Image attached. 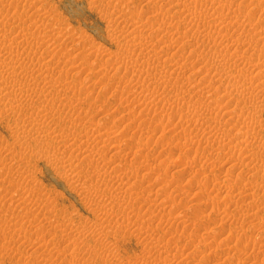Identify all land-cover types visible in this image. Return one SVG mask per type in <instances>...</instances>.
Here are the masks:
<instances>
[{"label":"rangeland","instance_id":"rangeland-1","mask_svg":"<svg viewBox=\"0 0 264 264\" xmlns=\"http://www.w3.org/2000/svg\"><path fill=\"white\" fill-rule=\"evenodd\" d=\"M104 1L106 2V0H0V26H4H2L4 33H0V38L4 35L2 38L3 42L0 39V42H2L0 47L3 45V48H0V51L3 52V54L0 52V71L4 70V73L0 72V74L3 73V78L2 75L0 78L4 79V82L0 79L3 82L0 85H4L0 86L1 89L3 87V92L0 89V264H215L216 262V264H264V219L262 218V216L264 217V127H262L264 126V104L261 103L264 102V95L263 93L261 94L264 91V82H262L263 85L260 82V80L264 81V77L255 76V71L264 69V0H221V2L205 0L207 1L206 6L204 5V0H201L202 2L200 0H192L194 4L192 1V4H190L189 0H178V2L177 0H149L151 3L148 0H126L128 3L126 1L125 3L124 0L122 2L107 0L109 6L105 5L106 7H103ZM259 1L261 2L259 3ZM184 2L185 5L183 4ZM200 3L201 5L199 6ZM114 4L119 7H114ZM110 5L112 6L110 7ZM190 5H194L200 15L201 13L204 14L201 16L199 13L194 15L193 11L194 13L197 11L191 8ZM168 6L171 7V10L169 9L168 13H166ZM120 7L124 8V10L121 8L120 12H118V16L120 14L121 18L115 16ZM197 7H201L200 11ZM159 8L162 11L158 12ZM113 10L114 12L117 11L114 13ZM122 10L124 13H122ZM191 10V15L188 14V17L187 13ZM207 10H209L208 14L206 13ZM211 11H214L215 14H209V12L212 13ZM177 13H180V16H177ZM198 15L199 18H204L203 20L200 19L201 23H199V19H196ZM204 15L207 20L209 19L208 21ZM207 15L210 16L208 17ZM122 17L125 18L124 21H127V19L129 21L120 22L123 20ZM229 17L232 18L230 19ZM130 18H136L139 21L135 23V19L131 20ZM233 19H236V22ZM218 20L225 22L222 21L223 24H221ZM168 21L169 23L172 21L173 24H169ZM202 21L206 24H203ZM211 21L214 24L216 21V28ZM226 21L230 22L227 23ZM230 23H234L233 25L235 26L232 27L230 25L231 27L228 26L226 28V25ZM237 23L240 24L238 25ZM138 24L141 25L138 27L139 29L137 28ZM209 24L214 26L213 29ZM218 24L225 27V30ZM176 25H182L183 29H180V26L175 28ZM114 26L123 31L120 29L119 31L117 29L114 30L117 28H114ZM149 26L153 31L156 30L153 33L158 32L157 26L163 28L160 27L161 30L159 29L158 33L151 34L152 31ZM131 27L132 29L135 27L134 33L129 31ZM188 27L190 29H187ZM125 28L129 33L124 30ZM214 28L220 31L218 32ZM209 29L214 31L210 30V32ZM178 30L181 33L184 30L185 34L189 30L187 31L189 32L188 36L183 34L184 32L181 35L186 36H183V41L189 38L186 41L189 40L190 42H183ZM196 30L202 35H198ZM142 31L143 34L141 33ZM192 31L194 35H190ZM18 32L20 35H18ZM22 32L25 35V43H23L24 41H19L22 39ZM149 32L151 33L148 34ZM5 33L11 34L6 36ZM110 33H113L114 36H110ZM128 34L130 35L128 36ZM195 34L202 36L203 40L201 37L198 39ZM207 34L213 35L214 38H211L214 41ZM218 34L219 37H216ZM137 35H144L142 41L144 43L147 42V44L142 45V41L139 43L138 39L133 38V36ZM11 37L13 38L10 39ZM18 37L19 40L17 39ZM124 37H127V40L132 38L128 43L133 41L135 44H128ZM6 39L8 42L14 39V43H21L15 45L11 41L8 43ZM215 41L218 45L220 44V47L217 46ZM177 43L180 47L184 43L186 47L180 48ZM189 45L192 49L189 48ZM194 46H199V49L204 51L201 52ZM213 46L218 49L215 50ZM6 47H8V50L10 47L11 50L8 52ZM229 47L230 50H228ZM158 48H161V50L157 51ZM183 48L185 49L184 52ZM206 48H209V52L211 54L214 53V55H209ZM153 49H157L156 51L159 55L156 51H152ZM212 49H214V52H211L213 51ZM226 49L229 53H227ZM162 50L165 53H169L165 54ZM175 50H177V53ZM195 51H198V53L196 54ZM218 51L220 60L215 55L218 54ZM193 52H195V56L198 55L197 59ZM235 52L236 56L234 55ZM203 53L204 57L201 56ZM221 53L223 56H221ZM230 53H233L234 57ZM156 54L157 57H155ZM199 54L201 58L203 57V60L200 59ZM25 55L26 57L24 58ZM240 56L243 58H240ZM185 58L188 59L186 60ZM235 58L236 60L240 58L241 63L238 62L239 60L236 61ZM1 59L5 60L6 64ZM22 59L23 62H21ZM32 60L35 61L33 62L34 64L32 63L33 65L29 64ZM195 60L196 62L200 60L198 61L199 64L194 63ZM225 60V65L228 64L229 68L224 67L223 62ZM7 61H11L10 63L14 64V66L12 64L9 65L10 63ZM37 61L39 64L42 62V64L40 66L37 65ZM249 61L252 64L256 63L257 69H253ZM170 62L174 65L170 64V66ZM185 62L187 63L186 65L184 64ZM202 62L207 65L210 62L212 63L208 65L209 67L207 65L201 67L203 66L200 65ZM233 62H235L234 65L232 64ZM43 63L46 64V67ZM193 63L196 65L192 67ZM243 63L245 64L243 65ZM35 64L42 70L39 67L37 68ZM235 64L237 65L235 66ZM26 65L28 67L32 66L27 68ZM7 66L9 67L8 69H6ZM12 66L16 68V71L15 68L12 69L13 73L10 70ZM169 66L170 69L168 68ZM233 66L239 69H235ZM240 66L242 71H246V74L242 75ZM3 67L4 69H2ZM33 67L34 69H32ZM175 67H177V70ZM180 67H182V70L179 69ZM199 67L203 73L198 70ZM45 68H50V72L48 71L49 69L45 70ZM207 68L210 70L208 71ZM165 69L168 73L164 71ZM203 69L205 70L203 71ZM212 69H216V71L220 69V74L224 72L221 79H219L220 74L217 73L218 71L216 72ZM34 70L36 71L34 72ZM170 70L173 75L170 74ZM175 70L177 72L180 70V72L177 73ZM247 72L248 74L251 73L250 76ZM44 73H49L45 74V76L52 74L50 75V77L52 76V83L49 76L47 77L49 81L45 76H41ZM214 74L216 75L214 76ZM240 74L242 77L239 76ZM252 74H254L252 76L254 78H250ZM164 75L169 77H167L168 80ZM187 75L192 77H190L191 80H188ZM207 75H210V77ZM9 76L10 78H8ZM233 76L236 79L234 81ZM40 77H44L46 80L43 78L42 83ZM184 77L188 78L187 81ZM206 77L214 81L210 83ZM5 78H8V81ZM36 79L37 82H35ZM55 80H57L58 84H61L62 88L60 85L53 84ZM192 80L196 82L197 87L194 81L193 83H187L188 81L192 82ZM201 80H204L203 84ZM227 80L230 82V86L227 84ZM238 80L242 81V84ZM38 81L39 85H37ZM60 81H63L64 84ZM258 81L260 85L257 84L259 83ZM49 82L51 88L54 85L57 88L54 86L50 89ZM245 82L247 83L245 84ZM249 82H253L252 86L249 85ZM22 83L25 88H20L23 87ZM209 83L214 84L210 86L208 85ZM217 83L218 86L221 84L219 87V93H221H217L216 89V95H214L212 93L215 92V87H218L215 86ZM233 83L234 85H231ZM6 85L8 88H4ZM45 85L46 88H44ZM204 85L207 86L206 89L210 88L206 90ZM247 85H249V88ZM238 86L240 87L234 89ZM202 88L203 90H201ZM225 88L232 91L229 90V93ZM241 88L243 90L245 88V90L240 93ZM246 88L248 89L246 90ZM41 89L46 90L43 92ZM184 89L186 90L185 92ZM195 89L200 91L196 90L194 92ZM210 89H213V92ZM26 90L29 91L27 92ZM248 90L253 92V94L248 93ZM7 91L11 92V94L9 95ZM180 91L184 92V94ZM206 91L210 92L207 93ZM26 92L28 93L27 95H25ZM178 93L182 94H180L181 98L180 95H177ZM209 94L212 96H209ZM223 96L225 98L220 101L223 103H220L218 99L222 100ZM250 96L253 97L254 103L260 98V101H258L261 104L258 101L255 104L252 103V97L250 99ZM238 97L239 100L235 101ZM213 98H215L216 102L213 101ZM229 98L235 103L228 102ZM14 99L17 102H14ZM243 100H246V103ZM11 101L14 103H10ZM58 102L60 103L59 105ZM239 102L240 104H238ZM16 103H18L17 107L15 106ZM45 103H48L49 107ZM235 104L238 106H246L248 104L251 109L248 106H246V110L245 106H243L244 108L237 106L242 111L245 110L243 113L241 110L234 109L236 108ZM213 105H218L217 107L219 108L215 106V109H213ZM224 106L231 109L228 112H224L228 109L221 111L220 109ZM50 107L52 110H50ZM255 107L256 109H254ZM9 108H14V110ZM41 109L42 111L38 112ZM208 110L209 112H207ZM235 110L239 112H235ZM200 111L202 113H200L201 116L205 115L201 117L202 119H199ZM211 111L214 114H211ZM215 111L220 114V118L217 117L219 119H214L219 115ZM240 112L242 118L239 116ZM254 112L256 113L255 115ZM193 113H197L199 116ZM205 113L207 115L211 114L209 116L213 118L211 119L214 124L213 121L210 122L211 119ZM229 113H233V115ZM244 114L245 116H243ZM214 115L216 116L213 117ZM224 115L227 118L222 117ZM234 115H236V118L240 117L243 120L239 121L240 118L236 119L233 117L234 123L237 120L238 122L235 125L231 123L232 121L229 123L228 119ZM251 117L255 119L252 120ZM203 118H205L204 121ZM251 121H254V124ZM258 121H260V124H258ZM211 123L219 128L214 127ZM246 124H251V128H247ZM261 124L262 126L259 127ZM37 125L42 130L39 128L35 129ZM232 126H235V129ZM261 127L262 130L260 129ZM87 128H90V131L93 128L95 131L92 130L90 133ZM237 128H242V133L244 132L245 135H241V130ZM19 129L21 137L17 135ZM211 129L213 130L210 132ZM217 129L221 130L218 131ZM108 130L110 131L108 132ZM31 131L37 134L34 135ZM213 131H216L215 136H213ZM28 132L30 135L27 134ZM93 133H98V135L100 133L104 138L101 135H96L97 137H95ZM205 133H209V135L206 136ZM53 134L55 135L53 136ZM76 134L77 138H80L79 140L76 139ZM202 135L203 140L201 139ZM84 136L89 139L88 142V139L86 140ZM37 137L40 138V141ZM90 137L93 138L91 139ZM95 138L99 139L96 140ZM76 140L80 142L82 148L77 145ZM92 140H96V143ZM236 142L238 145L235 144ZM115 144L117 146L119 144V147H114ZM234 145L237 148L236 146L234 148ZM231 147L235 150L230 149ZM238 147L241 149L239 150ZM118 148L122 152H119ZM232 150L237 155H231ZM137 151L139 152L137 153ZM116 152L119 154V156L116 154L117 157L115 156ZM74 158H76V161L82 159L81 163H79V160V162H76ZM85 158H87L86 160H91V162H86ZM69 159L71 160L69 161ZM92 160H94V163ZM73 161L80 165H75ZM84 161L90 165L88 166ZM71 164L72 166H70ZM85 164L88 169H86ZM188 164L190 167L188 166L187 169ZM184 165H186L185 169ZM69 167H73L72 170ZM78 167L81 172H77L79 171ZM179 168L183 169L180 170ZM83 170L87 171L84 173ZM93 173L95 175H91ZM86 175L87 178L89 177L88 179H85ZM78 176H80L82 181ZM100 177L103 178L101 179ZM96 178H98L97 181ZM83 181L86 182L84 185ZM227 182L232 184L228 183V187L225 188L227 185L224 184ZM98 184L100 185L99 188L97 187L99 186ZM243 184H245V187L241 188L244 186ZM229 185L230 187L233 185V188L235 189L236 187V189L234 190L232 187V190L229 189ZM88 188L90 191H88ZM228 189L229 191H227ZM227 207V210L231 212H223ZM253 212L255 213L254 216L258 217L257 219L253 216ZM229 213L231 214L230 217L228 216ZM245 213L251 214L255 219L251 215H249L250 218L249 216L245 217ZM94 224L95 226L97 225V229ZM140 225L142 229L139 228ZM118 226L121 228L119 229ZM136 228L142 231L139 232ZM122 229L125 230L122 231ZM239 238L242 239L240 240ZM150 245L156 246L153 248ZM157 246L158 248L155 249ZM147 249L148 251H146ZM158 249L160 250L158 251ZM69 254H71V257ZM72 255H74L73 259H71ZM172 257L173 259H171Z\"/></svg>","mask_w":264,"mask_h":264},{"label":"bare ground","instance_id":"bare-ground-1","mask_svg":"<svg viewBox=\"0 0 264 264\" xmlns=\"http://www.w3.org/2000/svg\"><path fill=\"white\" fill-rule=\"evenodd\" d=\"M5 1H6V0H5ZM102 1H103V0H102ZM110 1H111V0H110ZM110 1H109V2H110ZM118 1L122 2V0H118ZM125 1H126V0H124V2H125ZM148 1H149V0H148ZM150 1H151V0H150ZM150 1H149V2H150ZM168 1H169V0H168ZM170 1H171V0H170ZM187 1H188V0H187ZM189 1L191 2L192 0H189ZM202 1H203V0H202ZM202 1L200 0V2H202ZM207 1H208V0H207ZM207 1L204 0V2H205L204 5L207 3ZM209 1H210V0H209ZM213 1H214V0H213ZM216 1H218V2L220 1V2H221V0H216ZM216 1H215V3H214V4H215V7H216ZM253 1H254V0H253ZM93 2L95 3V1H93ZM104 2H105V1H104ZM111 2H112V1H111ZM111 2H110V3H111ZM124 2H123V3H124ZM126 2H127V1H126ZM126 2H125V3H126ZM177 2H178V0H177ZM182 2H183V1H182ZM182 2H181V3H182ZM192 2H193V4H194V1H192ZM192 2H191L190 4H192ZM218 2H217V3H218ZM260 2H261V1H259V3H260ZM262 2H263V1H262ZM97 3H98V2H97ZM101 3H103V2H101ZM101 3H100V4H101ZM106 3H107V4H106ZM116 3H117V2H116ZM127 3H128V2H127ZM150 3H151V2H150ZM186 3H187V2H186ZM197 3H198V1H197ZM210 3H213V2H210ZM108 4H109V3H108L107 0H106L105 4H103V7H104L105 5H108ZM111 4H112V3H111ZM117 4H118V3H117ZM152 4H153V2H152ZM152 4H151V5H152ZM183 4L185 5V2H184ZM187 4H188V3H187ZM195 4H196V2H195ZM202 4H203V3H202ZM214 4H213V5H214ZM219 4L221 5V3H219ZM231 4H232V3H231ZM261 4H262V3H261ZM98 5H99V4H98ZM101 5H102V4H101ZM118 5H119V4H118ZM118 5H115V4H114L113 6L115 7V6H118ZM156 5L158 6V4H156ZM165 5H166V3H165ZM176 5H177V4H176ZM176 5H175V7H176ZM184 5H183V7H184ZM196 5H198V4H196ZM200 5H201V3L199 4V6H200ZM226 5H227V4H226ZM108 6H109V5H108ZM111 6H112V5H110V7H111ZM119 6H120V5H119ZM119 6H118V7H119ZM129 6H130V5H129ZM170 6H171V5H170ZM193 6H194V5H193ZM193 6L190 5L191 8H194V9H195L196 7H195V6L193 7ZM205 6H206V5H205ZM208 6H209V4H208ZM223 6H224V5H223ZM223 6H221V7H223ZM228 6H229V5H228ZM105 7H106V6H105ZM158 7H159V6H158ZM168 7H169V6H168ZM181 7H182V4H181ZM190 7H189V8H190ZM202 7H203V6H202ZM213 7H214V6H213ZM221 7H220V8H221ZM225 7H226V6H225ZM238 7H240V6H238ZM263 7H264V5H263ZM116 8H117V7H116ZM116 8H115V9H116ZM121 8H123V7H120V9H118V11L116 10L117 12L115 11V12L117 13V15H115V16H118V12H120L119 10H121ZM176 8H177V7H176ZM185 8H186V6H185ZM197 8H198V7H197ZM200 8H201V7H200ZM200 8H198L199 11H200ZM211 8H212V6H211ZM211 8H209V9L211 10ZM218 8H219V7H218ZM112 9H113V8H112ZM115 9H114V10H115ZM155 9H157V8H155ZM167 9H168V10H167ZM167 9H166L167 11L165 10L166 13H168L169 9L171 10V7L167 8ZM187 9H188V7H187ZM202 9H203V8H202ZM205 9H206V8H205ZM205 9H204V10H205ZM207 9H208V8H207ZM214 9H216V8H214ZM214 9H213V10H214ZM223 9H224V8H223ZM233 9H234V8H233ZM239 9H240V8H239ZM241 9H242V8H241ZM250 9H251V8H250ZM262 9H263V8H262ZM105 10H106V9H105ZM114 10H113V12H114ZM123 10H124V8H123ZM123 10H122V11H123ZM172 10H173V9H172ZM188 10H189V9H188ZM195 10H196V9H195ZM217 10H218V9H217ZM217 10H215V11H217ZM224 10H225V9H224ZM235 10H236V9H235ZM252 10H253V9H252ZM258 10H259V9H258ZM0 11H1V10H0ZM149 11H150V10H149ZM151 11H152V10H151ZM153 11H154V9H153ZM159 11H162V10H160V8H159V9H158V12H159ZM182 11H183V9H182ZM186 11H187V10H186ZM196 11H197V10H196ZM208 11H209V10H207L206 13H207ZM239 11H240V10H239ZM262 11H263V10H262ZM115 12H114V13H115ZM156 12H157V10H156ZM191 12H192V10H191L189 13H187V15H188V14L191 15V14H190ZM202 12H203V10H202ZM211 12H212V13L209 12V14H212V15H213L214 11H211ZM221 12H222V11H221ZM221 12H220V13H221ZM253 12H254V11H253ZM256 12H257V11H256ZM263 12H264V11H263ZM122 13H124V11H123ZM122 13H121V14H122ZM125 13H126V12H125ZM163 13H164V12H163ZM173 13H174V12H173ZM198 13H199L198 11L195 12V13H194V11H193V14H194V15H196V14H198ZM239 13H241V12H239ZM109 14H110V13H109ZM177 14H178V13H177ZM181 14H182V13H181ZM203 14H204V13H201V15H203ZM207 14H208V13H207ZM214 14H215V13H214ZM217 14H218V13H217ZM233 14H234V13H233ZM241 14H243V13H241ZM261 14H262V12H261ZM261 14H260V15H261ZM124 15H125V14H124ZM127 15H128V14H127ZM189 15H188V17H189ZM199 15H200V13H199ZM199 15L197 16L198 18H196V19H199V21H200L201 18H199ZM201 15H200V16H201ZM222 15H223V14H222ZM222 15H220L221 18H223ZM229 15H230V14H229ZM244 15H245V14H244ZM246 15H247V14H246ZM170 16H171V13H170ZM170 16H169V18H171ZM172 16H173V17H176V16H174V15H172ZM177 16H180V13H179ZM207 16H208V15H207ZM209 16H210V15H209ZM209 16H208V17H209ZM215 16H216V15H215ZM241 16H242V15H241ZM118 17L121 18V15L119 14ZM118 17H117V19H119ZM127 17H128V16H127ZM129 17H131V16H129ZM202 17H203V16H202ZM204 17H205V15H204ZM212 17H213V16H212ZM212 17H210V18H212ZM217 17H218V16H217ZM224 17H225V16H224ZM227 17H228V16H227ZM233 17H234V16H233ZM244 17L246 18V16H244ZM13 18H14V17H13ZM122 18H123V17H122ZM136 18H138V17H136ZM136 18H130V19H131V20H132V19H135V21H136L135 23H137V21H139V20H138V19L136 20ZM161 18H164V17H161ZM178 18H179V17H178ZM191 18H192V16H191ZM219 18H220V17H219ZM221 18H220V19H221ZM229 18H230V17H229ZM231 18H232V17H231ZM231 18H230V19H231ZM124 19H125V18H123V20L120 21V22H125L126 20L124 21ZM193 19H194V17H193ZM203 19H204V18H202L201 20H203ZM205 19L207 20L206 17H205ZM212 19H213V18H212ZM248 19H249V18H248ZM258 19H260V18H258ZM18 20H19V19H18ZM131 20H130V21H131ZM146 20H148V19H146ZM160 20H161V19H160ZM165 20H168V19H165ZM165 20H163V21H165ZM170 20H171V19H170ZM206 20H205V22H207L209 19H208L207 21H206ZM215 20H216V17H215ZM235 20H236V19H235ZM235 20L233 19V21H235ZM244 20H245V19H244ZM127 21H129V19H127ZM127 21H126V22H127ZM143 21H144V20H143ZM172 21H173V20H172ZM172 21H171V23H169V21H168V23H169V24H173ZM212 21H214V20H212ZM212 21H211V22H212ZM218 21H219V20H218ZM218 21H217V23H218ZM222 21H223V20H222ZM222 21H219V22H221V24H223ZM230 21H231V20H230ZM230 21H228V22L226 21V22L229 23ZM233 21H232V22H233ZM241 21H242V20H241ZM132 22H134V21H132ZM202 22H203V24H206L204 21H202ZM223 22H225V21H223ZM235 22H236V21H235ZM235 22H234V23H235ZM239 22H240V21H239ZM129 23H131V22H129ZM138 23H139V22H138ZM160 23H161V22H160ZM165 23H166V22H165ZM175 23H176V22H175ZM181 23H182V22H181ZM199 23H201V21H200ZM209 23H210V22H209ZM212 23L214 24V22H212ZM234 23H233V24H234ZM246 23H247V22H246ZM263 23H264V22H263ZM0 24H1V23H0ZM4 24H5V23H4ZM109 24H110V23H109ZM132 24H133V23H132ZM215 24H216V21H215ZM215 24H214V25H215ZM225 24H226V23H225ZM225 24H224V25H225ZM233 24L230 23L229 25H226V28H228V26H230V25H232V27L236 25V23H235V25H233ZM237 24H238V23H237ZM239 24H240V23H239ZM239 24H238V25H239ZM243 24H245V23H243ZM141 25H142V23H141ZM141 25L138 24L137 28L140 27ZM148 25H149V24H148ZM162 25H163V24H162ZM186 25H187V23H186ZM207 25H208V23H207ZM207 25H206V26H207ZM209 25L211 26V24H209ZM238 25H237V26H238ZM2 26H3V25H2ZM2 26H0V33L2 32V34H3V33H4V32H3V27H4V26H3V27H2ZM126 26H127V25H126ZM126 26H125V27H126ZM133 26H135V25H133ZM169 26H170V25H169ZM179 26H180V29H183V26H182V25H179ZM179 26L176 25L175 28H179ZM206 26H205V27H206ZM218 26H221V25L218 24ZM115 27H117V26H114V28H115ZM145 27H146V26H145ZM147 27H148V26H147ZM153 27H154V26H153ZM160 27H161V26H160ZM160 27L157 26V28H158V32L161 30ZM163 27H164V25H163ZM163 27H161V28H163ZM181 27H182V28H181ZM184 27H185V26H184ZM207 27H208V26H207ZM207 27H206V28H207ZM211 27H212V29H213L214 26H211ZM211 27H210V28H211ZM221 27H223V26H221ZM221 27H220V28H221ZM230 27H231V26H230ZM238 27H239V26H238ZM112 28H113V27H112ZM112 28H111V29H112ZM142 28H143V26H142ZM150 28H151V27L149 26V29H150ZM201 28H202V27H201ZM215 28H216V25H215ZM215 28H214V30H217V29H215ZM116 29H117V31H119L120 28L117 27V28H115L114 30H116ZM134 29H135V27H133V29H132V27H131V28L129 29V31H131V32L134 33V32H135ZM138 29H139V28H138ZM149 29H148V30H149ZM159 29H160V30H159ZM187 29H190V28L188 27ZM193 29H194V28H193ZM222 29L225 30V27H223ZM232 29H233V28H232ZM238 29H239V28H238ZM120 30H122V29H120ZM124 30L127 31L126 28H125ZM132 30H133V31H132ZM140 30H141V29H140ZM150 30L152 31V33L149 32L148 34H150V33H151V34H156V33H158V32L153 33V32H155L156 30L153 31L152 28H151ZM174 30H175V29H174ZM185 30H186V29H185ZM191 30H192V29H191ZM210 30H211V29H209V31H210ZM214 30H211V31H214ZM234 30H235V29H234ZM4 31H6V30H4ZM122 31H123V30H122ZM178 31L180 32V35L184 32V30L182 31V33H181L180 30H178ZM187 31H189V30H187ZM187 31H186V33L188 34L189 32H187ZM193 31H194V30H193ZM193 31L191 32L190 35H194V34H193ZM203 31H204V30H203ZM209 31H208V32H209ZM211 31H210V32H211ZM217 31H218V30H217ZM217 31H215V32H217ZM219 31H220V30H219ZM219 31H218V32H219ZM110 32H111V31H110ZM131 32H130V34L132 35ZM137 32L139 33V31H137ZM144 32H145V31H144ZM174 32H176V31H174ZM210 32H209V33H210ZM215 32H214V33H215ZM6 33H7V32H6ZM6 33H5V34H6ZM8 33H9V32H8ZM108 33H109V32H108ZM114 33H115V31H114ZM117 33H118V32H117ZM127 33H129V32L127 31ZM141 33L143 34V31H142ZM146 33H147V32H146ZM196 33H198V35H199V34L202 35V34L199 33L197 30H196ZM260 33H261V32H260ZM10 34H11V33H10ZM10 34H9V35H10ZM115 34H116V33H115ZM118 34H119V33H118ZM121 34H122V33H121ZM123 34H124V33H123ZM130 34H128V36H129ZM176 34H177V33H176ZM183 34H185V32H184ZM187 34H185V35H187ZM211 34H212V33H211ZM0 35H1V34H0ZM7 35H8V34H6V36H7ZM9 35H8V36H9ZM18 35H20L19 32H18ZM109 35L111 36V35H113V33H112V34L110 33ZM119 35H120V34H119ZM125 35H127V34H125ZM144 35H145V34H144ZM144 35H143V36H144ZM146 35H147V34H146ZM190 35H189V36H190ZM195 35H196V34H195ZM198 35H196V36H198ZM207 35L210 36V38L213 37V35H209V34H207ZM11 36H13V35H11ZM21 36H22V39H21V40H19V37H20V36H19L17 39H18L19 41L22 42V41H24V39H25V37H24L25 35H23V32L21 33ZM113 36H114V35H113ZM115 36H117V35H115ZM143 36H141V35H137V36H133V38L138 39V41H139V43H140V42L143 40V39H142ZM147 36H148V35H147ZM177 36H178V35H177ZM181 36H182V38H181V40H182L184 35H181ZM187 36H188V35H187ZM196 36H194V37H196ZM3 37H4V35H3ZM3 37H2V38H3ZM16 37H17V36H16ZM184 37H186V36H184ZM191 37H192V36H191ZM191 37H190V39H191ZM200 37H201V39H202V36H198V39H199ZM216 37H219V34H218V36H216ZM2 38H0V39H2ZM5 38H6V37H5ZM12 38H13V37H11L10 39H12ZM111 38H112V37H111ZM124 38L126 39L127 37H124ZM144 38H146V37H144ZM175 38H177V37H175ZM178 38H179V36H178ZM178 38H177V41H179ZM213 38H214V37H213ZM221 38H222V37H221ZM221 38H220V39H221ZM7 39H8V38H7ZM7 39H6V41H7ZM14 39H15V38H14ZM14 39H13V41H15ZM17 39H16V40H17ZM122 39H123V37H122ZM131 39H132V38H130V39L128 38V40L126 39V40H127V43H128V41L131 40ZM186 39H189V38H186ZM186 39H184V41H185V42H188L189 40L186 41ZM196 39H197V37H196ZM198 39H197V40H198ZM205 39H206V37H205ZM207 39H208V38H207ZM211 39H212V38H211ZM216 39H218V38H216ZM216 39H215V40H216ZM224 39H225V38H224ZM4 40H5V39H4ZM126 40H124V41L126 42ZM202 40H203V39H202ZM212 40H213V39H212ZM1 41L3 42V39H2ZM10 41H11V40H10ZM10 41H9V42H10ZM13 41H11V42H13ZM121 41H123V40H121ZM138 41H137V42H138ZM177 41H176V42H177ZM182 41H183V40H182ZM184 41H183V42H184ZM193 41L195 42V40H193ZM198 41H199V40H198ZM204 41H205V40H204ZM207 41H209V40H207ZM213 41H214V40H213ZM219 41H221V40H219ZM219 41H218V42H219ZM2 42H0V43H2ZM4 42H5V41H4ZM7 42H8V41H7ZM9 42H8V43H9ZM17 42H18V41H17ZM21 42H18V43L20 44ZM118 42L121 44V42H120L119 40H118ZM142 42H143V41H142ZM172 42H173V41H172ZM189 42H190V41H189ZM196 42H197V41H196ZM199 42H200V41H199ZM202 42H203V41H202ZM202 42H201V44H204V43H202ZM222 42H223V41H222ZM13 43H14V42H13ZM13 43H12V44H13ZM18 43H14V44L16 45V44H18ZM23 43H25V41H24ZM123 43H124V42H123ZM132 43L135 44V42H133V41H132ZM132 43L130 42V43H128V44L131 45ZM206 43H207V42H206ZM215 43H216V41H215ZM3 44L6 45L5 43H3ZM12 44H10V45L12 46ZM19 44H18V45H19ZM141 44H142V43H141ZM145 44H147V42H146V43L143 42L142 45H145ZM153 44H154V43H153ZM177 44H178V43H177ZM180 44H181V43H180ZM188 44H189V43H188ZM195 44H196V43H195ZM197 44H199V43H197ZM201 44H200V45H201ZM212 44H214V42H212ZM216 44H217V43H216ZM229 44H230V43H229ZM1 45H2V44H1ZM7 45H8V44H7ZM21 45H22V44H21ZM24 45H25V44H24ZM123 45L125 46V44H123ZM130 45H129V46H130ZM132 45H133V44H132ZM155 45H156V44H155ZM172 45H173V44H172ZM172 45H171V46H172ZM178 45H179V44H178ZM182 45H183L184 47H186V46L184 45V43H183ZM204 45H205V44H204ZM207 45H208V44H207ZM214 45H215V44H214ZM226 45H227V44H226ZM231 45H232V44H231ZM8 46H9V45H8ZM11 46H10V47H11ZM139 46H140V45H139ZM146 46H147V45H146ZM151 46H152V45H151ZM164 46H165V45H164ZM166 46H167V45H166ZM183 46H181V47H183ZM196 46H197V45H196ZM205 46H206V45H205ZM209 46H210V44H209ZM209 46H208V47H209ZM217 46L220 47V44H219V45L217 44ZM1 47L3 48V45H2ZM1 47H0V48H1ZM10 47H9V50H8V47H6L7 50H8V52L11 50ZM135 47H136V46H135ZM148 47H149V45H148ZM153 47H154V46H153ZM167 47H169V46H167ZM177 47H178V46H177ZM177 47H176V49L179 50V48H177ZM179 47H180V45H179ZM181 47H180V48H181ZM194 47H195V46H194ZM194 47H193V48H194ZM206 47H207V46H206ZM213 47H214V46H213ZM213 47H212V48H213ZM2 48H1V49H2ZM6 48H5V49H6ZM27 48H28V47H27ZM124 48H126V47H124ZM162 48H163V46H162ZM189 48L192 49V47H190V45H189ZM195 48H198V50H200V49H199V48H200L199 46H198V47H195ZM195 48H194V49H195ZM202 48H203V47H202ZM209 48H211V47H209ZM209 48H208V49H209ZM214 48H215V47H214ZM19 49H21V48H19ZM23 49H24V48H23ZM128 49H129V48H128ZM134 49H136V48H134ZM140 49H141V48H140ZM163 49H164V48H163ZM194 49H193V50H194ZM204 49H205V48H204ZM208 49L206 48V50H208ZM217 49H218V48H217ZM217 49L215 48V50H217ZM99 50H100V49H99ZM124 50H126V49H124ZM147 50H148V49H147ZM149 50H150V49H149ZM156 50H157V49H155V50L153 49L152 51H156ZM160 50H161V48H160V49L158 48L157 51H160ZM181 50H182V49H181ZM184 50H185V49L183 48V52H184ZM195 50H197V49H195ZM206 50H205V51H206ZM212 50H213V51H211V50H210V51H211V52H214V49H212ZM228 50H230V47H229ZM228 50L226 49L227 53H229ZM13 51H14V49H13ZM13 51H11V52H13ZM20 51H21V50H20ZM122 51H123V49H122ZM126 51H128V50H126ZM129 51H131V50L129 49ZM157 51H156V52H157ZM165 51H166V49H165ZM168 51H169V48H168ZM171 51H172V50H171ZM175 51H176V53H177V50H175ZM200 51H201V50H200ZM200 51H199V52H200ZM203 51H204V50L202 49L201 52H203ZM219 51H220V50H219ZM219 51H218V54H215V55H216V57L219 58V60H220L221 58H220V53H219ZM0 52H2V51H0ZM8 52H7V53H8ZM17 52H18V51H17ZM24 52H26V51L24 50ZM99 52H100V51H99ZM149 52H150V51H149ZM162 52H164V51L162 50ZM169 52H170V51H169ZM169 52H168V53H169ZM178 52H179V51H178ZM181 52H182V51H181ZM195 52H196V51H195ZM195 52H193V53H194V56L198 53V51L196 52V54H195ZM201 52H200V53H201ZM208 52H209V50H208ZM220 52H222V51H220ZM232 52H233V51H232ZM125 53H126V52H125ZM154 53H155V52H154ZM157 53H158V52H157ZM164 53H165V52H164ZM164 53H163V54H164ZM166 53H167V52H166ZM166 53H165V54H166ZM168 53H167V54H168ZM205 53L207 54V52H205ZM223 53H224V52H223ZM2 54H3V52H2ZM4 54H5V53H4ZM15 54H16V53H15ZM19 54H20V53H19ZM24 54H25V53H24ZM29 54H30V53H29ZM100 54H101V53H100ZM128 54H130V53H128ZM141 54H142V53H141ZM160 54H161V53H160ZM180 54H181V53H180ZM180 54H179V55H180ZM182 54H183V53H182ZM189 54H191V52H189ZM225 54H226V53H225ZM235 54H236V52L234 53V55H235ZM10 55H11V54H10ZM13 55H14V54H13ZM16 55H17V54H16ZM27 55H28V53H27ZM126 55H127V54H126ZM158 55H159V53H158ZM179 55H177V56H179ZM192 55H193V54H192ZM209 55L212 56V55H214V53L211 54V53L209 52ZM209 55H208V56H209ZM230 55H232V56L234 57L233 53H230ZM237 55H238V54H237ZM17 56H18V55H17ZM17 56H16V57H17ZM21 56H22V54H21ZM38 56H39V55H38ZM144 56H145V55H144ZM148 56H149V55H148ZM161 56H163V55L161 54ZM182 56H183V55H182ZM197 56H198V55H197ZM197 56H195L196 59H197ZM199 56H200V54H199ZM201 56L204 57V56H205L204 53H203V55L201 54ZM201 56H200V59L203 60V59H202L203 57L201 58ZM221 56H223L222 53H221ZM225 56H226V55H225ZM232 56H231V57H232ZM235 56H236V55H235ZM12 57H13V56H12ZM25 57H26V55L24 56V58H25ZM34 57H35V56H34ZM39 57H41V56H39ZM39 57H38V58H39ZM155 57H157V54L155 55ZM163 57H164V56H163ZM165 57L167 58V56H165ZM184 57H185V55H184ZM209 57H210V56H209ZM213 57H214V56H213ZM213 57H212V59H213ZM227 57H228V56H227ZM227 57H226V58H227ZM238 57H239V55H238ZM4 58H5V57H4ZM30 58H31V57H30ZM38 58H37V60H38ZM152 58H153V57H152ZM158 58H159V56H158ZM161 58H162V57H161ZM169 58H170V57H169ZM177 58H178V57H177ZM177 58H175V59H177ZM179 58H180V56H179ZM179 58H178V60H179ZM182 58H183V57H182ZM206 58H207V57H206ZM210 58H211V57H210ZM210 58H209V59H210ZM226 58H224V59H226ZM240 58H243V57L240 56ZM240 58H239V59H240ZM244 58H245V57H244ZM5 59H6V58H5ZM13 59H14V58H13ZM13 59H12V60H13ZM15 59H16V58H15ZM28 59H29V58H28ZM163 59H165V58H163ZM167 59H168V58H167ZM185 59H186V58H185ZM187 59H188V58H187ZM187 59H186V60H187ZM231 59H232V58H231ZM239 59H237V60H239ZM1 60H2V59H1ZM12 60H11V61H12ZM16 60H17V59H16ZM25 60H26V59H25ZM42 60H43V59H42ZM52 60H53V59H52ZM159 60H160V59H159ZM173 60H174V59H173ZM173 60H172V61H173ZM178 60H177V62H178ZM204 60H205V58H204ZM215 60H216V59H215ZM229 60H230V58H229ZM229 60H228V62H229ZM235 60H236V58H235ZM237 60H236V61H237ZM242 60H243V59H242ZM242 60H241V61H242ZM245 60H246V58H245ZM2 61H3V60H2ZM4 61H5V60H4ZM4 61H3V62H4ZM8 61H9V60H8ZM8 61H7V62H8ZM11 61H10V62H11ZM13 61H14V60H13ZM13 61H12V62H13ZM40 61H41V59H40ZM163 61H164V60H163ZM184 61H185V60H184ZM184 61H183V62H184ZM198 61H200V60H198ZM198 61L196 62V60H195L194 63L199 64ZM216 61H217V60H216ZM222 61H223V59H222ZM232 61H234V60H232ZM236 61H235V62H236ZM247 61H248V59H247ZM250 61H253V60H250ZM250 61H249V64L251 65L252 62L250 63ZM5 62H6V61H5ZM5 62H4V63H5ZM10 62H8V63H10ZM21 62H23V59H22ZM26 62H27V61H26ZM29 62H30V61H29ZM33 62H35V61L32 60L29 64H32ZM147 62H148V60H147ZM207 62H209V61H207ZM217 62H218V61H217ZM217 62H215V63H217ZM235 62H233L232 64L234 65ZM238 62H240V60H239ZM238 62H237V63H238ZM253 62H255V61H253ZM8 63H7V64H8ZM13 63H14V62H13ZM194 63H193V65H192V67L196 65V64L194 65ZM204 63H205V62H204ZM211 63H212V62L208 63V65L211 64ZM225 63H226V60H225V62H223V64L225 65ZM240 63H241V62H240ZM240 63H239V64H240ZM2 64H3V63H2ZM5 64H6V63H5ZM11 64H12V63H10L9 65H11ZM14 64H15V63H14ZM14 64H12V65L14 66ZM22 64H23V63H22ZM26 64H27V63H26ZM33 64H34V63H33ZM33 64H32V65H33ZM36 64L40 66V65L42 64V62H41V64H39L38 61H37ZM36 64H35V66H37ZM43 64H44V63H43ZM170 64H171V62L169 63V65H170ZM175 64H176V63H175ZM182 64H183V63H182ZM182 64H181V65H182ZM184 64L186 65L187 63L185 62ZM191 64H192V63H191ZM219 64H220V63H219ZM244 64H245V63H243V65H244ZM247 64H248V63H247ZM255 64H256V63H253V64L251 65V66L253 67V69H257V67H256ZM0 65H1V62H0ZM32 65H31V66H32ZM45 65H46V64H44V66H45ZM166 65H167V64H166ZM166 65H165V66H166ZM171 65H172V64H171ZM171 65H170V66H171ZM173 65H174V64H173ZM173 65H172V66H173ZM177 65H179V64L177 63ZM185 65H184V66H185ZM200 65H203V66H201V67H204V65H207V64H203V62H202V64H200ZM208 65H207V67H209ZM213 65H215V64H213ZM227 65H228V64H226L224 67H225V68H229V66H227ZM236 65H237V64H235V66H236ZM4 66H5V65H4ZM13 66H12V68H11L10 70H12L13 68L16 67V65H15V67H13ZM17 66H18V65H17ZM24 66H25V65H24ZM31 66H29V67H31ZM39 66H37V68H38ZM80 66H82V65H80ZM80 66H79V67H80ZM170 66L168 67L169 69H170ZM218 66H219V65H218ZM235 66H233L235 69L238 68V67H235ZM247 66H249V65H247ZM247 66H246V67H247ZM26 67L29 68L27 65H26ZM45 67H46V66H45ZM47 67H49V66H47ZM125 67H127V66H125ZM177 67H179V66H177ZM177 67H175V69H176ZM182 67H183V66H182ZM182 67H180L179 69L182 70V69H181ZM211 67H212V66H211ZM211 67H210V68H211ZM214 67H215V66H213L212 68H214ZM219 67H220V66H219ZM221 67H222V66H221ZM224 67H223V68H224ZM252 67H251V68H252ZM254 67H255V68H254ZM0 68H1V67H0ZM8 68H9V67L7 66L6 69H8ZM17 68H18V67H17ZM81 68H82V67H81ZM205 68H206V66H205ZM215 68H216V67H215ZM217 68H218V67H217ZM244 68H245V67H244ZM2 69H4V67H3ZM24 69H25V68H24ZM32 69H34V67H33ZM39 69L42 70V68H40V67H39ZM39 69H38V70H39ZM46 69H47V68H45V70H46ZM48 69H49V70H48ZM48 69H47V70L50 72L51 69H50V68H48ZM166 69H167V67H166ZM166 69L164 70L165 72L167 71ZM169 69H168V70H169ZM172 69H173V68H172ZM183 69H184V68H183ZM207 69H208V68H207ZM238 69H239V68H238ZM242 69H243V68H242ZM246 69H247V68H246ZM248 69H249V68H248ZM22 70H23V69H22ZM22 70H21V71H22ZM25 70H26V69H25ZM36 70H37V69H36ZM36 70H34V72H35ZM176 70H177V69H176ZM176 70H175V72H177ZM180 70H179V72H180ZM189 70H191V69H189ZM198 70H200V67H199ZM204 70H205V69H203V71H204ZM209 70H210V69H208V71H209ZM212 70H213V69H212ZM212 70H211V71H212ZM219 70H220V69H219ZM219 70H217L218 72L216 71V69L213 70V71H216L217 73H219ZM223 70H224V69H223ZM230 70H231V64H230ZM240 70H241V66H240ZM240 70H239V71H240ZM3 71H4V70H3ZM3 71L1 70L0 72H3ZM5 71H6V70H5ZM15 71H16V68H15ZM28 71H31V70H28ZM43 71H44V68H43ZM183 71H184V70H183ZM211 71H210V73H211ZM224 71H225V70H224ZM233 71H234V70H233ZM241 71H242V70H241ZM252 71H255V70H252ZM252 71H251V72H252ZM262 71H264V69H263ZM262 71H260L259 69H258L257 71H255V73H256L255 76L258 75V76H263V77H264V72H262ZM9 72H10V71H9ZM26 72H27V70H26ZM40 72L42 73V71H40ZM40 72H39V73H40ZM44 72H45V71H44ZM171 72H172V71L170 70V74L173 75ZM179 72H177V73H179ZM200 72H202V71L200 70ZM200 72H199V73H200ZM221 72H222V71H221ZM231 72H232V71H231ZM243 72H245V73H243ZM249 72H250V70H249ZM3 73H4V72H3ZM3 73H2V74H3ZM12 73H13V70H12ZM27 73H29V72H27ZM32 73H33V72H32ZM166 73H168V72H166ZM166 73H165V75H166ZM191 73H192V71H191ZM202 73H203V72H202ZM223 73H224V72H223ZM223 73H222V74H223ZM234 73H235V72H234ZM236 73H238V72L236 71ZM253 73H254V72H253ZM2 74H0V76H1ZM33 74H34V73H33ZM33 74H32V75H33ZM45 74L47 75V74H49V73H44V75L41 74V76H45ZM161 74H163V73H161ZM219 74H220V73H219ZM222 74H220V78H219V79H221ZM229 74H231V73L229 72ZM238 74H239V73H238ZM238 74H237V75H238ZM243 74H246V71H245V70L242 71V75H243ZM247 74H248V72H247ZM250 74H251V73H249L248 75L250 76ZM32 75H31V76H32ZM50 75H52V74L50 73ZM50 75H48V76H49V79H50V81H51V83H52V79H51L52 76L50 77ZM165 75H164V77H166ZM177 75H178V74H177ZM189 75H190V72H189ZM189 75L186 76V77H188L189 79L186 78V77H184V78L186 79V81H187V79H188V80H191V79H190L191 76H189ZM203 75H204V74H203ZM203 75H202V76H203ZM215 75H216V74H214V76H215ZM217 75H218V74H217ZM225 75H226V74H225ZM227 75H228V74H227ZM233 75H236V74H233ZM237 75H236V76H237ZM242 75L240 74L239 76L242 77ZM253 75H254V74H252L250 78H254V77H252ZM4 76H5V75H4ZM11 76H12V75H11ZM36 76H37V74H36ZM36 76H35V77H36ZM48 76H45V78H47ZM168 76H170V75L168 74ZM168 76H167V77H168ZM174 76H175V75H174ZM174 76H173V77H174ZM183 76H184V74H183ZM183 76H182V77H183ZM207 76L210 77V75H207ZM211 76H212V75H211ZM231 76H232V74H231ZM231 76H230V77H231ZM244 76H245V75H244ZM246 76H247V75H246ZM258 76H257V77H258ZM6 77H7V76H6ZM32 77L34 78V76H32ZM161 77L163 78L162 75H161ZM161 77L159 76V78H161ZM167 77H166V79H167ZM175 77H177V76H175ZM208 77H206V79H207ZM223 77H224V75H223ZM247 77H248V76H247ZM257 77H255V78H257ZM2 78H3V75H2ZM2 78H0V79H2ZM8 78H10V76H9ZM8 78H7V79H8ZM33 78H32V79H33ZM40 78H41V80H42L44 77H40ZM45 78H44V79H45ZM162 78H161V79H162ZM168 78H169V77H168ZM191 78H192V77H191ZM211 78L213 79V77H211ZM245 78H246V77H245ZM259 78H260V77H259ZM5 79H6V78H5ZM7 79H6V80H7ZM178 79H179V77H178ZM181 79H182V78H181ZM200 79H203V78H200ZM208 79H209V81H210V83H211L212 80H211L210 78H208ZM219 79H218V81H220ZM222 79H223V78H222ZM224 79H225V78H224ZM243 79H244V77H243ZM257 79H258V78H257ZM261 79H262V78H261ZM3 80H4V79H2L1 81H3ZM6 80H5V83H6ZM34 80H35V79H34ZM45 80H46V79H45ZM45 80H44V82H45ZM47 80H48V78H47ZM63 80H64V79H63ZM162 80H163V79H162ZM164 80H165V78H164ZM167 80H168V79H167ZM204 80H205V79H204ZM204 80H203V81H204ZM215 80H216V79H215ZM234 80H236V79H234V76H233V81H234ZM252 80H256V79H252ZM1 81H0V84L4 82V81H3V82H1ZM7 81H8V80H7ZM32 81H33V80H32ZM48 81H49V80H48ZM65 81H66V80H65ZM165 81H166V80H165ZM193 81H194V80H192V82H191V81H190V82L188 81L187 83H193ZM199 81H200V80H199ZM201 81H202V80H201ZM203 81L201 82L202 84L204 83ZM213 81H214V80H213ZM213 81H212V82H213ZM227 81H228V80H227ZM244 81H246V80H244ZM249 81H250V79H249ZM256 81H257V80H256ZM22 82H23V81H22ZM33 82H34V81H33ZM35 82H37V79H36ZM35 82H34V83H35ZM46 82H47V81H46ZM60 82H61V81H60ZM222 82H223V80H222ZM222 82H221V84H222ZM225 82H226V81H225ZM238 82H241V84H242V81L238 80ZM254 82H255V81H254ZM258 82H259V81H258ZM260 82L262 83V82H264V81L260 80ZM260 82L257 83V84L260 85ZM42 83H43V80H42ZM61 83H63V81H62ZM194 83L196 84L195 81H194ZM197 83H198V81H197ZM210 83L208 84V85H210V86H212V84H214V83L216 84V82H214V83H212V84H210ZM231 83H232V81H231ZM246 83H247V82H245V84H246ZM252 83H253V82H251V83L249 82V85H251ZM6 84H7V83H6ZM35 84H36V83H35ZM44 84H47V83H44ZM49 84H50V82H49ZM53 84L60 85V87H61V84H58L57 80H55V83H54V81H53ZM63 84H64V83H63ZM65 84H66V83H65ZM195 84H194V86H195ZM221 84H220V85H221ZM223 84H224V83H223ZM225 84H226V83H225ZM227 84L229 85L230 82L228 81ZM239 84H240V83H239ZM239 84H237V85H239ZM245 84H244V85H245ZM255 84H256V82H255ZM21 85H23V83H22ZM27 85H28V83H27ZM29 85H30V83H29ZM37 85H39V81H38V84H37ZM189 85H190V84H189ZM220 85L218 86V83H217V85H215V86H218V87H217V88L215 87V89L213 88L214 91L217 89V90H216V91H218L217 93H219V90H220L219 87H220ZM231 85H234V83L231 84ZM249 85H247V87H248ZM253 85H254V84H253ZM262 85H263V83H262ZM262 85H261V86H262ZM0 86H4V85H0ZM25 86H26V85H25ZM49 86H50V89H52L55 85H54V86L52 85V86H53L52 88H51V84H50ZM67 86H68V85H67ZM72 86H73V85H72ZM190 86H191V85H190ZM204 86H205V85H204ZM213 86H214V85H213ZM222 86H223V85H222ZM229 86H230V85H229ZM251 86H252V85H251ZM263 86H264V85H263ZM55 87H56V86H55ZM191 87H192V86H191ZM196 87H197V84H196ZM224 87H226V86H224ZM224 87H223V88H224ZM227 87H228V86H227ZM239 87H240V86L235 87L234 89L239 88ZM243 87H244V86H243ZM243 87H242V88H243ZM245 87H246V86H245ZM254 87H255V86H254ZM256 87L258 88L257 85H256ZM4 88H8L7 85H6ZM20 88H25V87H24V85H23V87H20ZM27 88H28V86H27ZM29 88H30V86H29ZM41 88H42V87H41ZM44 88H46V85H45ZM47 88H48V87H47ZM56 88H57V87H56ZM61 88H62V87H61ZM67 88H68V87H67ZM69 88H70V87H69ZM192 88L194 89V87H192ZM203 88H204V87H203ZM203 88H202L201 90H203ZM206 88H207V86H205V89H206ZM209 88H210V87H209ZM209 88H208V89H209ZM223 88H222V89H223ZM230 88H231V87H230ZM242 88H241V90L239 91L240 93H241V91L243 90ZM248 88H249V87H248ZM248 88H246V90H247ZM260 88H262V87H260ZM0 89H1V88H0ZM2 89H3V87H2ZM2 89H1V91L3 92ZM54 89H55V88H54ZM199 89H200V88H199ZM199 89H195L194 92H195L196 90L198 91ZM208 89H206V90H208ZM213 89H212V90H213ZM225 89H226V88H225ZM252 89H254V88H252ZM252 89H251V90H252ZM4 90H5V89H4ZM12 90H13V89H12ZM20 90H21V89H20ZM23 90H25V89H23ZM41 90H42V89H41ZM44 90H46V89H44ZM44 90H42V91L44 92ZM47 90H49V89H47ZM60 90H61V89H60ZM190 90H191V88H190ZM190 90H189V91H190ZM210 90H211V89H210ZM212 90H211V91H212ZM226 90H228V89H226ZM226 90H225V91H226ZM229 90H230V89H229ZM229 90H228V91H229ZM244 90H245V88H244ZM244 90H243V91H244ZM256 90H257V89H256ZM259 90H260V89H259ZM259 90H258V92L260 93V91H262V90H260V91H259ZM263 90H264V89H263ZM10 91H11V90H10ZM13 91H14V90H13ZM13 91H11V92H13ZM26 91H27V90H26ZM28 91H29V90H28ZM28 91H27V92H28ZM74 91H75V90H74ZM185 91H186V90L184 89V92H185ZM199 91H200V90H199ZM216 91H215V92L212 91V92H213L212 94L216 95ZM223 91H224V90H223ZM230 91H232V90H230ZM230 91H229V93H230ZM237 91H238V90H237ZM243 91H242V92H243ZM7 92H8L9 95L11 94V92H10V93H9V91H7ZM22 92H23V91H22ZM27 92L25 93V95L28 94ZM180 92H182V91H180ZM184 92H182V94H184ZM191 92H192V91H191ZM194 92H193V93H194ZM204 92H205V91H204ZM206 92L208 93V92H210V91H206ZM254 92H255V91H254ZM0 93H1V92H0ZM4 93H5V91H4ZM197 93H200V92H197ZM202 93H203V92H202ZM207 93H206V94H207ZM220 93H221V92H220ZM220 93H219V94H220ZM222 93H223V92H222ZM224 93H225V92H224ZM226 93H227V92H226ZM231 93H232V92H231ZM236 93H237V92H236ZM240 93H238V94H240ZM248 93H252V94H253V92H251V91H249V90H248ZM262 93H263V95H264V91L261 92V94H262ZM17 94H18V93H17ZM20 94H22V93H20ZM20 94H19V95H20ZM43 94H44V93H43ZM47 94H48V93H47ZM59 94H60V93H59ZM180 94H181V93H178L177 95L179 96ZM182 94H181V95H182ZM204 94H205V93H204ZM210 94H211V93H210ZM210 94H209V96H212V95H210ZM219 94H217V95H219ZM242 94H243V93H242ZM246 94H247V92H246ZM255 94L257 95L256 92H255ZM14 95H16V94H14ZM14 95H13V96H14ZM181 95H180V98H181ZM199 95H200V94H199ZM202 95H203V94H202ZM249 95H250V94H249ZM249 95H248V96H249ZM256 95H255V97H256ZM29 96H30V95H29ZM33 96H34V95H33ZM33 96H31V97H33ZM183 96H184V95H183ZM183 96H182V97H183ZM200 96H201V95H200ZM205 96H206V95H205ZM207 96H208V95H207ZM224 96H225V95H224ZM224 96L222 97V100L218 99L219 102H220V101H223V98H225ZM237 96H238V95H237ZM241 96H242V95H241ZM245 96H246V95H245ZM252 96H253V95H252ZM252 96H250V99H251ZM58 97H60V96L58 95ZM214 97H215V96H214ZM218 97H219V96H218ZM246 97H247V96H246ZM246 97H245V98H246ZM253 97H254V96H253ZM253 97H252V103H254V102H253ZM2 98H3V97H2ZM15 98H16V97H15ZM22 98H23V97H22ZM56 98H57V97H56ZM61 98H62V97H61ZM177 98H178V97H177ZM205 98H207V97H205ZM216 98H217V97H216ZM220 98H221V97H220ZM233 98H234V97H233ZM243 98H244V95H243ZM257 98H259V97H257ZM261 98H262V97H261ZM16 99H17V98H16ZM28 99H29V98H28ZM53 99H54V98H53ZM208 99H210V98L208 97ZM231 99H232V98H231ZM235 99H237V98H235ZM235 99H234V100H235ZM248 99H249V97H248ZM250 99H249V100H250ZM259 99H260V98H259ZM259 99H258V100H259ZM12 100H13V99H12ZM14 100H15V99H14ZM22 100H23V99H22ZM57 100H59V99H57ZM205 100H206V99H205ZM211 100H212V99H211ZM218 100H217V101H218ZM238 100H239V97H238V99L235 100V101H238ZM246 100H247V99H246ZM246 100H245V101L243 100V101L246 103ZM249 100H248V101H249ZM256 100H257V99H256ZM258 100H257V101H258ZM263 100H264V99H263ZM263 100L261 99V101H263ZM208 101H209V100H208ZM213 101L216 102V101H215V98H213ZM213 101H212V102H213ZM226 101H227V100H226ZM229 101H231V103L234 102V101L230 100V98H229L228 102H229ZM257 101H256L255 103H257ZM259 101H260V100H259ZM259 101H258V102H259ZM6 102H7V101H6ZM14 102H17V100H15ZM14 102L11 101L10 103H14ZM18 102H20V101H18ZM21 102H22V101H21ZM47 102H48V101H47ZM192 102H193V101H192ZM206 102H207V100H206ZM212 102H211V103H212ZM214 102H213V103H214ZM30 103H31V102H30ZM65 103H66V102H65ZM189 103H190V102H189ZM211 103H208V104H211ZM213 103H212V104H213ZM220 103H223V102H220ZM220 103H219V106H220ZM226 103H227V102H226ZM234 103H235V102H234ZM241 103H242V101H241ZM245 103H243V104H245ZM255 103H254V104H255ZM259 103H260V102H259ZM261 103L264 104V102H261ZM261 103H260V104H261ZM17 104H18V103H16V105H15L16 107H17ZM36 104H37V103H36ZM43 104H44V103H43ZM50 104H52V103L50 102ZM50 104H49V105H50ZM59 104H60V103L58 102V105H59ZM190 104H191V103H190ZM212 104H211V105H212ZM215 104H216V103H215ZM232 104H233V103H232ZM238 104H240V102H239ZM263 104H262V105H263ZM6 105H7V104H6ZM11 105H12V104H11ZM20 105H21V104H20ZM39 105H40V104H39ZM45 105H47V107H49V106H48V103H45ZM193 105H194V104H193ZM211 105H210V106H211ZM223 105H225V104H223ZM229 105H230V103H229ZM235 105H236V104H235ZM249 105H250V103H249ZM13 106H14V105H13ZM32 106H33V105H32ZM43 106H44V105H43ZM213 106H214V107H213ZM213 106H212L213 109H215V106H216V105H213ZM217 106H218V105H217ZM217 106H216V107H217ZM225 106H226V105H225ZM225 106H224L223 108L221 107L222 109H220V110L222 111L223 109H224V110L228 109L227 111H224V112H228L231 108H227V107L225 108ZM231 106H233V105H231ZM237 106H238V105H236V108H234V109H236V110H241V111H242V109H239V108H238V107H240L241 105H239L238 107H237ZM243 106H245V105H243ZM243 106H241V107L244 108ZM246 106H248V104H246ZM246 106H245V110H246V108H247ZM252 106H254V105H252ZM252 106H251V107H252ZM260 106H261V105H260ZM9 107H10V106H9ZM11 107H12V106H11ZM16 107H15V108H16ZM45 107H46V106H45ZM45 107H44V108H45ZM47 107H46V108H47ZM207 107H208V106H207ZM248 107H249V106H248ZM262 107H263V106H262ZM262 107H261V109H262ZM4 108H5V107H4ZM18 108H19V105H18ZM20 108H21V107H20ZM32 108H33V107H32ZM40 108H41V107H40ZM42 108H43V107H42ZM50 108H51V107H50ZM217 108H219V107H217ZM217 108H216V110H217ZM237 108H238V109H237ZM249 108H250V107H249ZM249 108H248V109H249ZM7 109H8V108H7ZM7 109H5V110L7 111ZM9 109H13V110H14V108H9ZM36 109H37V108H36ZM38 109H39V108H38ZM208 109H209V108H208ZM250 109H251V108H250ZM254 109H256V107H255ZM254 109H252V110H254ZM263 109H264V108H263ZM43 110H46V109H43ZM50 110H52V108H51ZM206 110H207V109H206ZM211 110H212V108H211ZM236 110H235V112H239V111H236ZM245 110L242 111V112L244 113ZM10 111H11V110H10ZM17 111H18V109H17ZM39 111H42V109H41V110H38V112H39ZM47 111H49V110H47ZM194 111H196V109H194ZM203 111H204V110H203ZM213 111H214V110H213ZM232 111H233V110H231V112H232ZM249 111H250V110H249ZM257 111H258V108H257ZM259 111H260V110H259ZM261 111H262V110H261ZM15 112H16V111H15ZM19 112H20V110H19ZM21 112H22V111H21ZM36 112H37V111H36ZM57 112H58V111H57ZM57 112H56V114H57ZM207 112H209V110H208ZM215 112H216V111H215ZM218 112H220V111L218 110ZM224 112H223V113H224ZM22 113H23V112H22ZM46 113H47V112H46ZM200 113H201V111L199 112V114H200ZM212 113H213V112L211 111V114H212ZM216 113H217V112H216ZM216 113H215V114H216ZM233 113H234V111H233ZM233 113H229V114L233 115ZM248 113H249V112H248ZM251 113H252V111H251ZM262 113H263V111H262ZM19 114H20V113H19ZM37 114H38V113H37ZM193 114L199 116L197 113H193ZM201 114H202V113H201ZM201 114H200V116H199V117H200L199 119H202L201 117L204 115V114H203V115L201 116ZM205 114H206V113H205ZM211 114H209V115H211ZM213 114H214V113H213ZM218 114H219V113H217V115H218ZM225 114H226V113H225ZM237 114H239V113H237ZM237 114H236V115H237ZM255 114H256V113L254 112V115H255ZM40 115H41V114H40ZM53 115H54V114H53ZM65 115H66V113H65ZM206 115H207V114H206ZM209 115H207V116H209ZM222 115H223V114H222ZM236 115L231 116V118L233 119V117H235ZM246 115H247V114H246ZM249 115H250V113H249ZM254 115H253V116H254ZM55 116H56V115H55ZM55 116H54V117H55ZM68 116H69V115H68ZM197 116H196V117H197ZM204 116H205V115H204ZM204 116H203V117H204ZM207 116H206V117H207ZM215 116H216V115H214L213 117H215ZM219 116H220V114H219L218 116H216L214 119H219V118H220ZM227 116H228V113H227ZM237 116H238V115H237ZM239 116H240V117L242 116V115H241V112H240V115H239ZM243 116H245V114H244ZM247 116H248V115H247ZM247 116H246V117H247ZM260 116H261V115H260ZM27 117H28V116H27ZM41 117H43V116H41ZM217 117H219V118H217ZM222 117H226V116L224 115V116H222ZM222 117H221V118H222ZM228 117H229V116H228ZM240 117H239V118H240ZM246 117H245V118H246ZM254 117H255V116H254ZM254 117H253V119H255ZM258 117H259V115H258ZM64 118H65V117H64ZM209 118H210V116H209ZM211 118H212V117H211ZM211 118H210V119H211ZM226 118H227V117H226ZM231 118H229V119H231ZM235 118H236V117H235ZM239 118L237 117L236 119H239ZM241 118H242V117H241ZM241 118L239 119V121H240V120H243V119H241ZM245 118H244V121H245ZM248 118H250V116H248ZM256 118H257V117H256ZM25 119H26V118H25ZM34 119H35V118H34ZM197 119H198V118H197ZM204 119H205V118H203V121H204ZM212 119H213V118H212ZM212 119L210 120V122L213 121ZM229 119H228L229 123H230V121H232L231 123H234V119H233V120H229ZM236 119H235V120H236ZM251 119H252V117H251ZM253 119H252V120H253ZM257 119H258V118H257ZM59 120H60V118H59ZM206 120H207V118H206ZM222 120H223V119H222ZM258 120H260V119H258ZM61 121H62V120H61ZM200 121H202V120H200ZM217 121H218V120H217ZM228 121H227V122H228ZM24 122H25V121H24ZM53 122H54V121H53ZM56 122H58V121H56ZM208 122H209V120H208ZM237 122H238V120H237L235 123H237ZM246 122H247V121H246ZM251 122H252V121H251ZM30 123H31V122H30ZM32 123H33V121H32ZM34 123H35V122H34ZM40 123H41V122H40ZM42 123H43V122H42ZM235 123H234V125H235ZM248 123H249V122H248ZM252 123L254 124V121H253ZM252 123H251V124H252ZM211 124H212V123H211ZM213 124H214V121H213ZM213 124H212V125H213ZM216 124H217V123H216ZM218 124H219V122H218ZM218 124H217V125H218ZM220 124H221V123H220ZM251 124H250V125H247V124H246V127H247V128H251V126H252ZM258 124H260V121H258ZM258 124H257V125H258ZM17 125H18V124H17ZM26 125H27V124H26ZM42 125H43V124H42ZM236 125H237V124H236ZM21 126H22V125H21ZM21 126H19V127H21ZM32 126H33V125H32ZM213 126L215 127L216 125H213ZM230 126H231V125H230ZM244 126H245V125H244ZM255 126H256V124H255ZM260 126H262V124L259 125V127H260ZM19 127H18V128H19ZM24 127H25V126H24ZM210 127H211V125H210ZM216 127L219 128L218 126H216ZM234 127H235V126H234ZM234 127L232 126V128H234ZM236 127H237V126H236ZM262 127H264V126H262ZM262 127L260 128L261 130H262ZM25 128H26V127H25ZM36 128H39L38 125H37V127H35V129H36ZM211 128H213V127H211ZM253 128H255V127L253 126ZM39 129L42 130L41 128H39ZM83 129H84V128H83ZM87 129H88V128H87ZM214 129H215V128H214ZM224 129H225V128H224ZM228 129H230V128H228ZM234 129H235V128H234ZM237 129H239V128H237ZM241 129H242V128H240L239 130H241ZM17 130H18V129H17ZM85 130H86V129H85ZM85 130H84V131H85ZM92 130L95 131L93 128L91 129V131H92ZM212 130H213V129H211L210 132H211ZM217 130L219 131V130H221V129H217ZM217 130H216V131H217ZM222 130H223V129H222ZM230 130H231V129H230ZM14 131H16V130H14ZM23 131H25V130L23 129ZM23 131L21 130V132H23ZM89 131H90V128L88 129V132H89ZM91 131H90V133H91ZM109 131H110V130H108V132H109ZM216 131H215V132L213 131V133H214L213 136L216 135V134H215ZM225 131H227V130H225ZM242 131H243V130H241V135L244 134V132L242 133ZM25 132H26V131H25ZM31 132H32V131H31ZM79 132H81V131H79ZM85 132H86V131H85ZM106 132H107V131H106ZM108 132H107V133H108ZM207 132H209V130H207ZM229 132H231V131H229ZM32 133H33V132H32ZM74 133H76V132H74ZM100 133H101V132H100ZM100 133H99V135H101ZM217 133H218V132H217ZM235 133H236V132H235ZM19 134H20V129H19L17 135H19ZM23 134H24V133H23ZM27 134L30 135L29 132H28ZM33 134H34V133H33ZM35 134H37V133H35ZM35 134H34V135H35ZM71 134H72V133H71ZM71 134H69V135H71ZM81 134H82V132H81ZM81 134H80V135H81ZM85 134H86V133H85ZM88 134H89V133H88ZM88 134H87V136H88ZM93 134L95 135V137H97L96 135H98V133H97V134L93 133ZM227 134H229V133H227ZM227 134H225V135H227ZM238 134H239V131H238ZM31 135H32V134H31ZM54 135H55V134H53V136H54ZM72 135H73V134H72ZM72 135H71V136H72ZM78 135H79V134H78ZM83 135H84V133H83ZM99 135H98V136H99ZM205 135L208 136L209 133H205ZM229 135H230V134H229ZM229 135H228V136H229ZM231 135H233V134H231ZM244 135H245V134H244ZM19 136H20V135H19ZM19 136H18V137H19ZM22 136H24V135H22ZM26 136H27V135H26ZM66 136H67V134H66ZM74 136H75V135H74ZM90 136H91V135H90ZM101 136H102V135H101ZM101 136H100V137H101ZM109 136H110V134H109ZM210 136H212V134H210ZM228 136H227V137H228ZM234 136H235V134H234ZM234 136H233V138H234ZM20 137H21V136H20ZM31 137H32V136H31ZM51 137H52V136H51ZM63 137H64V136H63ZM68 137H69V136H68ZM88 137H89V136H88ZM102 137H103V136H102ZM204 137H205V136H204ZM16 138H17V137H16ZM26 138H27V137H26ZM34 138H35V136H34ZM34 138H33V139H34ZM37 138H38V137H37ZM72 138H73V136H72ZM84 138L86 139L85 136H84ZM90 138L92 139L93 137H90ZM103 138H104V137H103ZM202 138H203V135L201 136V139H202ZM205 138H206V137H205ZM228 138H229V137H228ZM20 139H21V138H20ZM29 139H30V138H29ZM31 139H32V138H31ZM35 139H36V138H35ZM38 139H39V141H40V138H38ZM55 139H56V137H55ZM69 139H70V137H69ZM73 139H75V138H73ZM73 139H72V140H73ZM76 139H77V140L80 139V138H79V139L77 138V134H76ZM87 139H88V138H87ZM87 139H86V140H87ZM95 139L98 140L99 138H98V139L95 138ZM203 139H204V138H203ZM203 139H202V140H203ZM207 139H208V138H207ZM53 140H54V139H53ZM77 140H76V141H77ZM96 140H92V141L95 142ZM188 140H189V139H188ZM228 140H231V139H228ZM34 141H35V140H34ZM88 141H89V139L87 140V142H88ZM101 141H102V143H103V139H102ZM101 141H100V142H101ZM114 141H115V140H114ZM29 142H30V141H29ZM97 142H99V141H97ZM100 142H99V143H100ZM229 142H230V141H229ZM74 143H75V142H74ZM77 143H78L77 145H80L81 148H82V145L80 144V142L77 141ZM91 143H92V142H91ZM95 143H96V142H95ZM95 143H94V145H95ZM238 143H239V141H238ZM88 144H90V143H88ZM188 144H189V143H188ZM235 144H237V142H236ZM63 145H64V144H63ZM113 145H114V144H113ZM229 145H230V144H229ZM231 145H232V144H231ZM237 145H238V144H237ZM87 146H89V145H87ZM116 146H117V145L115 144L114 147H116ZM235 146H236V145H234L233 147L235 148ZM65 147H66V146H65ZM77 147H79V146H77ZM117 147H119V144H118ZM120 147H122V146H120ZM111 148H112V147H111ZM111 148H110V149H111ZM122 148H123V147H122ZM236 148H237V146H236ZM238 148H239V147H238ZM79 149H80V148H79ZM83 149H84V148H83ZM91 149H92V148H91ZM118 149H119V148H118ZM230 149H233V148L231 147ZM240 149H241V148H239V150H240ZM80 150H81V149H80ZM85 150H86V149H85ZM233 150H235V149H233ZM233 150H232V151H233ZM237 150H238V149H237ZM237 150H236V152H237ZM83 151H84V150H83ZM87 151H88V149H87ZM87 151H86V152H87ZM115 151H116V150H115ZM120 151H121V150L119 149V152H120ZM139 151H140V150H139ZM139 151H137V153H138ZM230 151H231V150H230ZM88 152H89V151H88ZM90 152H91V151H90ZM92 152H93V151H92ZM95 152H96V151H95ZM121 152H122V151H121ZM234 152H235V151H233L232 154H231V152H230V154L233 155ZM113 153H114V151H113ZM80 154H82V153H80ZM116 154H117V152L115 153V156H116ZM230 154H229V155H230ZM98 155L100 156V154H98ZM137 155H138V154H137ZM234 155H237V154H234ZM250 155H251V154H250ZM76 156H77V155H76ZM78 156H80V155H78ZM99 156H98V157H99ZM117 156H119V154H117ZM117 156H116V157H117ZM133 156H134V155H133ZM251 156H253V155H251ZM251 156H250V158H251ZM73 157H74V156H73ZM73 157H72V158H73ZM86 157H87V156H86ZM94 157H95V156H94ZM233 157H234V156H233ZM76 158H79V157H76ZM76 158H74L75 161H76ZM113 158H115V157H113ZM118 158H119V157H118ZM234 158H235V157H234ZM236 158L238 159L237 156H236ZM79 159H80V158H79ZM79 159H78V160H79ZM86 159H87V158H85V160H86ZM92 159H95V158H92ZM67 160H68V159H67ZM70 160H71V159H69V161H70ZM78 160H77V161H78ZM241 160H242V159H241ZM75 161H73V162L75 163V165H78L79 163H81L82 159L79 160L80 162L78 161V162H79L78 164H76L77 161H76V162H75ZM88 161L91 162V160H86V162H88ZM93 161H94V160H92V162H93ZM73 162H72V164H73ZM84 162H85V161H84ZM86 162H85V163H86ZM93 163H94V162H93ZM93 163H92V164H93ZM185 163H186V162H185ZM187 163H188V162H187ZM213 163H214V162H213ZM72 164H71L70 166H72ZM86 164H87V163H86ZM86 164H85V167H86ZM214 164H215V163H214ZM79 165H80V164H79ZM87 165H88V164H87ZM89 165H90V164H89ZM89 165H88V166H89ZM158 165H159V164H158ZM158 165H157V166H158ZM216 165H217V162H216ZM82 166H83V165H82ZM146 166H147V164H146ZM184 166H185V167H184ZM184 166H182V167H184V169H185V168H186V165H184ZM188 166L190 167V165H189V164L187 165V169H188ZM73 167H74V166H73ZM73 167H72V168H73ZM75 167H76V166H75ZM90 167H91V166H90ZM147 167H148V166H147ZM153 167H154V166H153ZM234 167H235V166H234ZM69 168H70V167H69ZM72 168H70V170H72ZM81 168H82V167H81ZM83 168H84V167H83ZM145 168H146V167H145ZM155 168H156V167H155ZM77 169H79V171H77V172H81V170H80L79 167H78ZM86 169H88V168L86 167ZM151 169H153V168H151ZM179 169H180V168H179ZM182 169H183V168H182ZM182 169H180V170H182ZM233 169H234V168H233ZM74 170H75V169H74ZM74 170H73V171H74ZM153 170H154V169H153ZM157 170H158V167H157ZM73 171H72V172H73ZM83 171H84V170H83ZM86 171H87V170H86ZM86 171H84V173H85ZM94 171H95V170H94ZM96 171H97V170H96ZM98 171H99V170H98ZM138 171H139V169H138ZM149 171H150V170H149ZM88 172H89V171H88ZM135 172H136V171H135ZM150 172H151V171H150ZM94 173H96V172H94ZM94 173L91 174V175H95ZM78 174H79V173H78ZM87 174H89V173H87ZM103 174H105V173H103ZM99 175H100V174H99ZM73 176H74V175H73ZM76 176H77V175H76ZM103 176H104V175H103ZM147 176H148V175H147ZM78 177L80 178V176H78ZM93 177H94V176H93ZM93 177H92V178H93ZM96 177H97V176H96ZM76 178H77V177H76ZM86 178H87V175H86L85 179H86ZM88 178H89V177H88ZM88 178H87V179H88ZM90 178H91V177H90ZM100 178L102 179L103 177H100ZM104 178L106 179L105 176H104ZM85 179H84V180H85ZM97 179H98V178H96V181H97ZM223 179H225V178L223 177ZM74 180H75V178H74ZM74 180H73V181H74ZM80 180H81V178H80ZM80 180H79V182L82 181V180H81V181H80ZM103 180H104V179H103ZM76 181H78V179H76ZM91 181H92V180H91ZM155 181H156V180H155ZM222 181H224V180H222ZM79 182H78V184H79ZM100 182H101V181H100ZM103 182H104V181H103ZM219 182H220V181H219ZM74 183H75V182H74ZM84 183H86V182L83 181V185H84ZM228 183H230V185L232 184L231 182H227V183L224 184V185H227ZM75 184H76V183H75ZM164 184H165V183H164ZM233 184H234V183H233ZM81 185H82V184H81ZM83 185H82V186H83ZM88 185H89V184H88ZM98 185H99V184H98ZM218 185H219V184H218ZM218 185H217V188H218ZM230 185H229V187H230ZM239 185H240V184H239ZM243 185H244V186L241 185L242 187H241V186H240V187H241V188L245 187V184H243ZM163 186H165V185H163ZM202 186H203V185H202ZM246 186H247V184H246ZM84 187H85V186H84ZM87 187H89V186H87ZM97 187L99 188L100 185L97 186ZM97 187H96V188H97ZM215 187H216V186H215ZM227 187H228V185L225 186V188H227ZM231 187L233 188V185H232ZM231 187H230L229 189H231ZM248 187H249V186H248ZM213 188H214V186H213ZM91 189H92V188H91ZM102 189H103V188H102ZM202 189H203V187H202ZM214 189H215V188H214ZM229 189H228L227 191H229ZM233 189H234V188H233ZM235 189H236V187H235ZM235 189H234V190H235ZM198 190H199V189H198ZM231 190H232V189H231ZM88 191H90L89 188H88ZM107 191H108V190H107ZM126 191H127V190H126ZM196 191H197V190H196ZM101 192H102V191H101ZM122 192H123V191H122ZM128 192H131V191H128ZM160 192H161V191H160ZM212 192H213V191H212ZM230 192H231V191H230ZM232 192H233V191H232ZM95 193H96V192H95ZM103 193H104V192H103ZM105 193H106V192H105ZM109 193L111 194V192H109ZM112 193H114V192L112 191ZM119 193H120V192H119ZM163 193H164V192H163ZM165 193H166V192H165ZM117 194H118V193H117ZM129 194H130V193H129ZM129 194H128V195H129ZM210 194H211V193H210ZM124 195H126V194H124ZM128 195H127V196H128ZM161 195H162V194H161ZM217 195H218V194H217ZM227 195H228V194H227ZM107 196H108V195H107ZM115 196H116V195H115ZM117 196H118V195H117ZM129 196H130V195H129ZM166 196H168V195L166 194ZM109 197H110V196H109ZM113 197H114V196H113ZM121 197H122V196H121ZM212 197H213V196H212ZM110 198H111V197H110ZM114 198H115V197H114ZM213 198H214V197H213ZM120 199H121V198H120ZM133 199H134V198H133ZM167 199H168V198H167ZM230 199H231V198H230ZM128 200H129V199H128ZM109 201H110V199H109ZM116 201H117V200H116ZM130 201H131V200H130ZM149 201H150V200H149ZM229 201H230V200H229ZM110 202H111V201H110ZM150 202H151V201H150ZM159 202H160V201H159ZM218 202H219V201H218ZM131 203H132V202H131ZM147 203H148V202H147ZM157 203H158V202H157ZM113 204H114V202H113ZM190 204H192V203H190ZM124 205H125V204H124ZM193 205H194V204H193ZM117 206H119V205H117ZM120 206H121V204H120ZM126 206H127V205H126ZM225 206H227V205H225ZM121 207H122V206H121ZM124 207H125V206H124ZM213 207H214V206H213ZM217 207H218V206H217ZM118 208H119V207H118ZM147 208H148V207H147ZM227 209H228V207H227V208L225 209V211H223V212H226V211L228 212L229 210H227ZM119 210H121V209H119ZM223 210H224V209H223ZM221 212H222V211H221ZM223 212H222V213H223ZM229 212H231V211H229ZM246 213H247V212H246ZM246 213H245V217L251 215V214L248 215V214H246ZM218 214H219V213H218ZM229 214H230V213H229ZM229 214H228V216L230 217L231 214H230V215H229ZM254 214H255V213L253 212V216H254ZM256 215H258V214L256 213ZM140 216H142V215H140ZM251 217H252V215H251ZM254 217H255V216H254ZM249 218H250V216H249ZM252 218H253V217H252ZM252 218H251V219H252ZM255 218L257 219L258 217H255ZM255 218H253V219H255ZM262 218L264 219L263 216H262ZM253 219H252V220H253ZM140 220H141V219H140ZM70 223H72V222H70ZM77 223H78V222H77ZM96 223H97V222H96ZM254 223H255V222H254ZM254 223H253V225L256 224V223H255V224H254ZM257 223H258V222H257ZM98 224H99V222H98ZM101 225H102V224H101ZM101 225H100V226H101ZM261 225H263V224H261ZM89 226H90V225H89ZM94 226H95V224H94ZM94 226H92V227H94ZM256 226H258V225H256ZM86 227H87V226H86ZM96 227H97V225L95 226V228H96ZM98 227H99V226H98ZM103 227H104V226H103ZM118 227H119V226H118ZM138 227H139V226H138ZM138 227H137V228H138ZM258 227H259V226H258ZM67 228H68V227H67ZM120 228H121V227H119V229H120ZM137 228H136V230L139 231ZM139 228L142 229L141 225H140ZM85 229H86V228H85ZM96 229H97V228H96ZM96 229H95V230H96ZM117 229H118V228H117ZM260 229H261V227H260ZM87 230H88V229H87ZM91 230H93V229H91ZM91 230H90V231H91ZM98 230H99V229H98ZM124 230H125V229H124ZM124 230L122 229V231H124ZM105 231H106V227H105ZM117 231H118V230H117ZM119 231H120V230H119ZM140 231H142V230H140ZM140 231H139V232H140ZM261 231H262V229H261ZM96 232H97V231H96ZM103 232H104V230H103ZM263 232H264V230H263ZM87 233H88V232H87ZM91 233H92V232H91ZM141 233H142V232H141ZM260 233H261V232H260ZM145 234H146V232H145ZM258 236H259V235H258ZM144 237H145V236H144ZM240 237H241V236H240ZM92 238H93V236H92ZM141 238H142V237H141ZM85 239H86V238H85ZM142 239H143V238H142ZM239 239H240V238H239ZM241 239H242V238H241ZM241 239H240V240H241ZM85 241H86V240H85ZM145 241H146V240H145ZM149 244H151V242H149ZM149 244H148V245H149ZM152 245H153V244H152ZM152 245H150V246H152ZM155 246H156V245H154V247H155ZM148 247H149V246H148ZM152 247H153V246H152ZM154 247H153V248H154ZM162 247H163V246H162ZM149 248H150V247H149ZM149 248H148V249H149ZM157 248H158V246H157L155 249H157ZM159 248H160V246H159ZM163 248H164V247H163ZM65 249H66V248H65ZM148 249H147L146 251H148ZM160 249H161V248H160ZM160 249H158V251H159ZM150 250H151V249H150ZM64 251H65V250H64ZM143 251H144V250H143ZM146 251H145V252H146ZM59 252H60V251H59ZM69 252H70V251H69ZM145 252H143V253H145ZM179 252H180V251H179ZM179 252H178V254H180ZM73 253H74V252H73ZM73 253H71V254H73ZM174 253H175V252H174ZM71 254H69L70 257H71ZM75 254H76V253H75ZM145 254H146V253H145ZM147 254H150V253H147ZM174 255H175V254H174ZM73 256H74V255H72V258H71V259H73ZM175 256L178 257L177 255H175ZM180 256H181V255H180ZM171 259H173V257H172ZM167 260H168V259H167ZM72 261H73V260H72ZM215 261H216V260H215ZM168 262H169V261H168ZM73 263H74V262H73ZM216 263H217V262H216ZM216 263H215V264H216ZM77 264H78V263H77ZM156 264H157V263H156ZM163 264H164V263H163ZM172 264H173V263H172ZM220 264H221V263H220Z\"/></svg>","mask_w":264,"mask_h":264}]
</instances>
